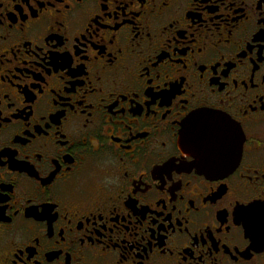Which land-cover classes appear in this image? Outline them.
Segmentation results:
<instances>
[{
  "label": "flooded vegetation",
  "instance_id": "1",
  "mask_svg": "<svg viewBox=\"0 0 264 264\" xmlns=\"http://www.w3.org/2000/svg\"><path fill=\"white\" fill-rule=\"evenodd\" d=\"M260 23L264 0H0V264H69L68 256L71 264H264L259 226L253 244L234 221L236 206L264 203V63H252L262 55ZM219 51L220 82L208 96L200 90L215 79ZM69 58L76 76L59 67ZM157 63L166 89L198 92L216 108L229 97L247 138L212 197L195 171L177 174L174 191L156 183L159 161L178 155L179 128L145 103L154 90L144 69L155 73ZM37 152L56 158L55 176ZM74 181H84L83 194L69 197ZM52 200L61 203L49 229L37 217L45 207L55 214Z\"/></svg>",
  "mask_w": 264,
  "mask_h": 264
},
{
  "label": "snow or ice",
  "instance_id": "2",
  "mask_svg": "<svg viewBox=\"0 0 264 264\" xmlns=\"http://www.w3.org/2000/svg\"><path fill=\"white\" fill-rule=\"evenodd\" d=\"M60 2L63 3L64 0H60ZM170 23L172 27H175L176 22ZM260 24L261 28L258 29L259 35H257L258 38L256 41L262 42V46L259 48V52L262 55L258 58H254L252 60L253 64H256L257 59L264 63V31H262L264 30V23ZM217 27H219V25H217ZM164 31H167V27L164 29ZM96 34L97 33L95 30L89 33V35ZM139 35L140 33L137 31L136 37L139 38ZM229 35H231V33H229ZM147 38L149 41L152 40L153 37L151 33L147 34ZM178 43V39L169 41L170 45ZM247 45L249 50H252L251 39L247 41ZM137 47H139V45H137ZM185 47L187 48V45H185ZM77 50H79V48H77ZM200 51L203 52V48H201ZM140 55H143V51L140 52ZM217 55L219 59L214 60L211 66L212 73H215V79L209 76L208 81L210 82H205L204 88L200 90L208 96L216 95V89L213 87V85H216L220 82V73L217 72V68H220V61L224 59V53L223 51H219ZM59 59H64V57H59ZM148 59L151 60V57ZM169 60H171L173 64L177 63V60L171 55L169 56ZM161 61H163V59ZM179 63L184 71L188 70L189 64L186 60L181 59ZM195 63L197 65L199 64L198 61ZM155 66L157 69L155 73L150 72L147 66H145L144 69V72L147 76L145 85L148 88L154 90L151 92V99L145 101L147 108L151 110L152 105L163 107L164 111L160 113V115L163 116V119L167 122L169 128H176V126L179 125L178 131L175 133L178 155L173 154L172 156H169L168 159L159 161L162 166L158 167L153 173V175L156 176V183L161 188L168 186L170 190L174 191L175 188H179L181 183H183L182 178L177 174L192 173L195 171L198 175L206 178L209 188L207 198L212 197L213 189L215 187H219L217 181H221L233 173L243 156L242 145L247 138L244 136L242 126L228 112L227 100L229 97H219L217 103L223 104L225 107L216 108L215 105H209L201 101L199 99L198 92L194 91L189 93L187 90L181 91L179 85H174L172 89H166L165 86L167 84V73H162L160 71L158 63ZM59 67L64 68L70 76L77 75L76 72L72 71L75 65L72 63L70 58L65 64H60ZM258 67L259 65H257V69ZM221 71L223 73L226 72L223 69H221ZM61 79H63V74H61ZM141 79H144V77L142 76ZM177 79H180V77ZM199 79L204 81L205 77L201 75ZM252 79H255L254 73L252 75ZM213 80L217 82L213 83ZM185 83H187L186 79ZM226 86L227 82H225L223 88H220V91L222 92ZM156 93H158V95ZM124 95L125 97L127 96V94ZM261 96L264 97V93H261ZM192 101H195L196 103L195 105L190 106V102ZM143 110L144 109H141V111ZM174 111L176 113L175 115ZM151 114L154 116L157 115L155 111H152ZM169 117H172V119L169 120ZM162 147L167 148V143H163ZM2 152V149H0V153ZM35 155L37 162L41 166H55V168L52 170V174L54 173L55 176L56 171H58L60 168V165L56 162V158L50 157L48 160H45L44 154L41 152H37ZM3 156L4 155H0V160H2ZM31 168H34V166H31ZM25 170L29 173L31 169ZM45 181H47L45 182V194H47L46 186L50 183V180L47 179ZM83 186L84 181H74L72 187L68 190L66 195L69 197L75 194L82 195ZM201 195L203 196V194ZM223 195H225V193ZM5 199H7V197L0 195V201ZM257 200L264 201V195L258 197ZM49 202L56 205L55 214H52V208L45 207L42 210L43 214L39 215L37 218L39 220H45L47 218L48 227L49 229H52L51 222L56 220L59 216V205L61 201L52 200ZM191 203L193 209L196 212H199L200 208L195 204V202L192 201ZM204 203L207 204L208 200L205 199ZM237 205H240L239 201H237ZM260 205L261 207H258L257 204L249 202L247 206H236L234 211L235 224L243 225L247 235L253 240V244L256 242V237L253 233L257 225L259 226L260 241L262 244H264V203H260ZM3 211L4 208L2 204H0V214H2ZM64 218L68 219L66 215ZM227 218L226 212V215H224L220 220L226 223ZM168 219L171 221L170 216ZM173 230L175 231V229ZM229 231H231V229H229ZM63 235V230H61L60 236L62 238ZM39 242V239H37L36 243L38 244ZM80 242L83 243V240ZM233 258L235 259V257ZM66 259L69 261V264H71V256L66 257Z\"/></svg>",
  "mask_w": 264,
  "mask_h": 264
}]
</instances>
